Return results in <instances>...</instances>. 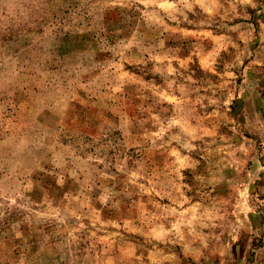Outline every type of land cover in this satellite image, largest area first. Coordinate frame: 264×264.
Listing matches in <instances>:
<instances>
[{
	"label": "rangeland",
	"instance_id": "1",
	"mask_svg": "<svg viewBox=\"0 0 264 264\" xmlns=\"http://www.w3.org/2000/svg\"><path fill=\"white\" fill-rule=\"evenodd\" d=\"M0 264H264V0H0Z\"/></svg>",
	"mask_w": 264,
	"mask_h": 264
}]
</instances>
